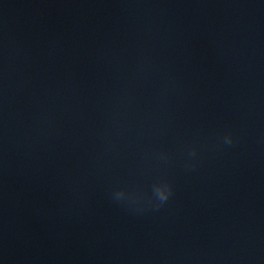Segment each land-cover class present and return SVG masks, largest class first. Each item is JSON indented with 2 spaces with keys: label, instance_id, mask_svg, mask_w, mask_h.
I'll list each match as a JSON object with an SVG mask.
<instances>
[{
  "label": "water",
  "instance_id": "1",
  "mask_svg": "<svg viewBox=\"0 0 264 264\" xmlns=\"http://www.w3.org/2000/svg\"><path fill=\"white\" fill-rule=\"evenodd\" d=\"M0 264H264V0H0Z\"/></svg>",
  "mask_w": 264,
  "mask_h": 264
},
{
  "label": "clouds",
  "instance_id": "2",
  "mask_svg": "<svg viewBox=\"0 0 264 264\" xmlns=\"http://www.w3.org/2000/svg\"><path fill=\"white\" fill-rule=\"evenodd\" d=\"M220 139H221V142L223 144H226L228 146H231L233 144V141H234L233 135L230 132L226 133ZM190 155L195 156L196 150L191 149ZM153 191H154V196L160 202V204L158 206H162L163 204L167 203V201L169 200V198L172 194V187H171V184L169 182L165 181L163 183L157 184L154 187ZM123 196H124V193L122 191H118L115 193V198L117 200H120L121 198H123Z\"/></svg>",
  "mask_w": 264,
  "mask_h": 264
}]
</instances>
